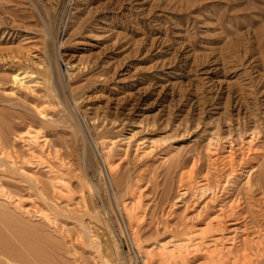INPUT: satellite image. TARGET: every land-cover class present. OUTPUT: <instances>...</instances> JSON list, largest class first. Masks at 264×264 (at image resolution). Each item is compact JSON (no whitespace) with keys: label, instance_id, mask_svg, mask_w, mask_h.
Here are the masks:
<instances>
[{"label":"rangeland","instance_id":"rangeland-1","mask_svg":"<svg viewBox=\"0 0 264 264\" xmlns=\"http://www.w3.org/2000/svg\"><path fill=\"white\" fill-rule=\"evenodd\" d=\"M263 174L264 0H0V212L33 264L203 263Z\"/></svg>","mask_w":264,"mask_h":264},{"label":"bare ground","instance_id":"bare-ground-1","mask_svg":"<svg viewBox=\"0 0 264 264\" xmlns=\"http://www.w3.org/2000/svg\"><path fill=\"white\" fill-rule=\"evenodd\" d=\"M253 133V132H252ZM251 141V140H250ZM231 145V144H230ZM49 150V149H48ZM229 152V151H228ZM232 152V151H231ZM49 153V152H48ZM57 153V152H56ZM228 154V153H227ZM231 154V153H230ZM8 155V154H7ZM246 156V155H245ZM228 157V156H226ZM230 157V155H229ZM228 157V158H229ZM59 158V157H58ZM50 159V158H49ZM56 159V158H55ZM223 162V161H222ZM226 162V161H225ZM229 162V161H228ZM227 163V162H226ZM233 163V162H231ZM230 163V164H231ZM61 164V163H60ZM229 164V165H230ZM194 165V164H193ZM233 165V164H232ZM231 165V166H232ZM227 166V165H226ZM192 167V166H191ZM195 167V166H194ZM193 168V167H192ZM191 168V169H192ZM232 168V167H231ZM194 169V168H193ZM252 170V169H251ZM225 171V170H224ZM254 171V170H253ZM193 172V170L191 171ZM190 173V171H189ZM191 174V173H190ZM188 174V176L190 175ZM187 176V174H185ZM210 175V174H209ZM264 175V174H263ZM193 176V175H192ZM250 176V175H249ZM231 177V176H229ZM264 178V176H262ZM226 179V178H225ZM188 180V179H187ZM192 180V179H191ZM256 180V179H255ZM261 181H259L260 183L258 184L257 187V191H259V195H264V180L261 178ZM263 180V181H262ZM208 182V181H207ZM227 185V184H226ZM250 186V185H249ZM207 187V186H206ZM218 187V186H217ZM224 187V186H223ZM253 188V187H252ZM251 188V189H252ZM255 188V186H254ZM250 189V188H248ZM247 189V191H248ZM226 190V189H225ZM246 191V190H245ZM244 191V192H245ZM226 192V191H225ZM204 194V193H203ZM257 194V193H256ZM184 195V194H183ZM213 195V193H212ZM260 196V197H261ZM215 197V196H214ZM248 198V197H247ZM247 198H245L247 200ZM262 198V197H261ZM260 198V199H261ZM263 199V198H262ZM258 200L257 202H255V206L258 208V211L253 212V209L247 208V211L250 209V211H246V206L245 207H240L239 204V200L237 203H235V201H233L235 204H229L230 206V210H231V214L229 215L231 217V219H235L238 221V219L242 218L243 219V223H242V227L243 229L241 230L242 235L238 236L237 235V228L239 230V227H237L236 229H231L230 232L233 234L231 237L227 236L225 237L223 240H227L229 242H231L230 244V248H226L224 251H219L220 249L217 246V243L219 244V240L220 237H222L224 234L223 232L227 231L228 229H226V224L222 223V222H217L215 223L213 226L212 222L209 221V224L205 225L206 227L204 229L199 230V240L198 242H195L194 246H190V248L192 249H197L199 250L200 244L205 238L209 237L212 238L211 240L208 239V241H210V243L212 245H208L207 247L206 244L204 243L205 246H201L203 250V254L201 255L200 253H202V250L199 252L196 251V253L199 255H201V259L203 260V263H199V264H264V199L263 200ZM218 200V199H217ZM242 200V199H240ZM244 200V199H243ZM242 200V201H243ZM249 200V199H248ZM247 200V201H248ZM223 202V201H222ZM221 202V203H222ZM244 202V201H243ZM225 203V202H224ZM231 203V202H230ZM250 203V202H249ZM248 203V204H249ZM226 204V203H225ZM244 203H242L241 205L243 206ZM245 204L246 201H245ZM244 204V205H245ZM250 205V204H249ZM253 205V204H252ZM251 205V207H252ZM262 205V206H261ZM254 206V207H255ZM224 207V206H223ZM225 208V207H224ZM235 209H237V211L235 212ZM239 209V210H238ZM223 210V209H222ZM221 211V210H220ZM234 211V212H233ZM249 214V220L247 221V217L245 218L246 215H244V213L246 212ZM219 212V211H218ZM226 212V211H224ZM219 214V213H218ZM5 214L3 212H0V259L2 258V260L4 259L6 264H33V263H38L39 259L35 262V258H31L27 252H28V239H26L25 235H21L23 233H18L15 232L10 224V221L7 219L6 216H4ZM243 216V217H242ZM218 219V217H216ZM210 219V218H209ZM215 219V218H214ZM221 219V218H220ZM230 219V220H231ZM239 219V220H240ZM242 221V220H241ZM211 223V224H210ZM235 224V223H233ZM237 224V223H236ZM231 225V224H229ZM181 230V229H180ZM198 230V229H197ZM239 230V231H240ZM181 232V231H180ZM194 233V232H193ZM216 233V234H215ZM226 233V232H225ZM197 234V233H196ZM213 234V235H212ZM215 234V235H214ZM221 234H223L221 236ZM27 235V234H26ZM187 235V234H186ZM188 235H190L188 233ZM192 235V234H191ZM210 235V236H209ZM228 235V234H227ZM238 237H237V236ZM195 236V235H194ZM193 236V238H194ZM198 237V235H196ZM195 236V237H196ZM190 238V236H189ZM192 238V237H191ZM192 238V239H193ZM194 240V239H193ZM225 240V241H226ZM187 241V240H186ZM190 240L188 239V242ZM222 241V239L220 240ZM226 241V242H227ZM191 242V241H190ZM32 243V242H31ZM192 243V242H191ZM209 243V242H208ZM182 244V243H181ZM185 244V243H184ZM190 244V243H188ZM223 245V243H221ZM229 244V243H228ZM162 246V245H161ZM165 246V245H164ZM174 246V245H173ZM185 246L186 244L183 246L178 244L175 245V250L179 251L180 256H178V258L181 260V262L183 264H186V255L185 257L182 255L184 252H188L185 251ZM221 246V245H220ZM205 247V248H204ZM223 247V246H222ZM221 247V248H222ZM189 248V247H188ZM225 248V247H224ZM184 249V252L181 254V250ZM195 249V250H196ZM219 249V250H218ZM166 251V250H165ZM194 251V250H193ZM48 252V251H47ZM163 252V251H162ZM171 252V251H170ZM170 254V253H169ZM189 254V253H188ZM190 255V254H189ZM188 255V256H189ZM162 256V255H161ZM196 258V257H195ZM54 259V258H53ZM3 260V262H4ZM166 260V259H165ZM164 260V261H165ZM2 261L0 262L3 263ZM156 262V261H155ZM160 262V261H159ZM41 263V262H40ZM39 263V264H40ZM174 263V262H173ZM179 263V262H178ZM153 264V263H152ZM161 264V263H160ZM169 264V263H168ZM172 264V263H171Z\"/></svg>","mask_w":264,"mask_h":264}]
</instances>
